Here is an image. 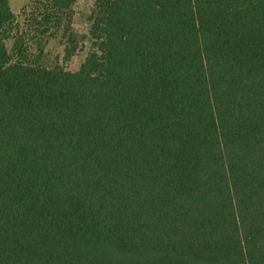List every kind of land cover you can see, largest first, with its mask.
<instances>
[{
	"label": "trees",
	"instance_id": "1",
	"mask_svg": "<svg viewBox=\"0 0 264 264\" xmlns=\"http://www.w3.org/2000/svg\"><path fill=\"white\" fill-rule=\"evenodd\" d=\"M76 1L0 0V264H264V0H94L47 65Z\"/></svg>",
	"mask_w": 264,
	"mask_h": 264
},
{
	"label": "rangeland",
	"instance_id": "2",
	"mask_svg": "<svg viewBox=\"0 0 264 264\" xmlns=\"http://www.w3.org/2000/svg\"><path fill=\"white\" fill-rule=\"evenodd\" d=\"M25 0H9L10 7L14 14H16L17 21H21L20 10ZM94 6V0H77L73 5V30L80 35L82 40V47L71 56L69 59H64V45L58 38L49 40L45 47L44 59L47 65L58 64L66 70L74 71L85 59L90 50L88 41V15ZM80 44V43H79ZM9 46V43H8Z\"/></svg>",
	"mask_w": 264,
	"mask_h": 264
}]
</instances>
